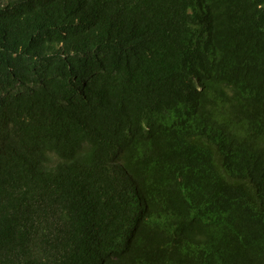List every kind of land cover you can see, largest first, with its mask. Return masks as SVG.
Returning a JSON list of instances; mask_svg holds the SVG:
<instances>
[{
  "label": "trees",
  "instance_id": "16d2710c",
  "mask_svg": "<svg viewBox=\"0 0 264 264\" xmlns=\"http://www.w3.org/2000/svg\"><path fill=\"white\" fill-rule=\"evenodd\" d=\"M0 264H264V0H0Z\"/></svg>",
  "mask_w": 264,
  "mask_h": 264
}]
</instances>
